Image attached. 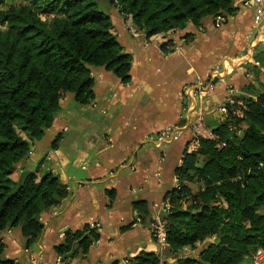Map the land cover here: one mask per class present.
I'll list each match as a JSON object with an SVG mask.
<instances>
[{
    "label": "trees",
    "instance_id": "16d2710c",
    "mask_svg": "<svg viewBox=\"0 0 264 264\" xmlns=\"http://www.w3.org/2000/svg\"><path fill=\"white\" fill-rule=\"evenodd\" d=\"M129 18L132 27L147 37L199 26L206 16H226L234 0H106ZM112 20L98 8L97 0H0V231L20 227L25 244L33 247L41 234L40 215L68 192L53 172L39 177L23 169L12 177L35 141L52 125L66 93L78 105L94 100L90 66H102L123 82L129 80L131 55L112 32ZM190 35L183 36L186 40ZM173 39L161 43L164 52ZM258 59V57H256ZM252 85H249V89ZM255 97L236 96L243 102L224 103L226 118L212 130L215 139L201 137L198 148L184 149L175 169L177 185L164 197L167 251L196 249L207 242L196 258L182 256L173 264H241L258 247L264 248V86ZM246 127L237 134L239 125ZM59 135L51 147L58 143ZM224 142L223 147L217 144ZM201 157V163L199 162ZM190 183H199L192 191ZM138 217L149 219L148 204L135 200ZM99 238L97 227L86 224L67 229L55 253L63 257L74 247L84 256ZM110 264H159L154 252L142 251ZM0 264H20L6 255L0 239Z\"/></svg>",
    "mask_w": 264,
    "mask_h": 264
},
{
    "label": "crops",
    "instance_id": "0c3cea01",
    "mask_svg": "<svg viewBox=\"0 0 264 264\" xmlns=\"http://www.w3.org/2000/svg\"><path fill=\"white\" fill-rule=\"evenodd\" d=\"M243 2L234 0V9L218 27L213 16H206L199 26L188 23L166 37L136 31L129 18L108 4L112 32L132 58L129 80L90 66L92 103L78 105L71 93L62 97L52 125L33 143L12 177L23 169L38 177L50 171L68 194L40 215L42 231L33 247L26 246L18 226L0 231L8 257L20 264H110L129 262L145 251L173 264L178 257L196 258L207 242L214 241L211 236L196 249L184 247L170 254L153 239L148 217L141 220L132 202L145 200L153 218L177 185L175 169L191 138V123L202 116L212 131L205 117L220 124L219 107L231 96L228 86L235 97L253 98L252 89L264 86V0ZM186 34L190 36L184 40ZM167 38L174 45L164 52L161 43ZM208 79L214 85L202 102L183 90ZM173 127L179 128L178 136L158 138ZM56 135L58 143L51 147ZM86 224L99 233L88 252L57 255L53 247L64 232Z\"/></svg>",
    "mask_w": 264,
    "mask_h": 264
},
{
    "label": "built area",
    "instance_id": "2783aa9c",
    "mask_svg": "<svg viewBox=\"0 0 264 264\" xmlns=\"http://www.w3.org/2000/svg\"><path fill=\"white\" fill-rule=\"evenodd\" d=\"M250 0H244V4H249ZM253 1V0H251ZM256 2H262L263 0H254ZM225 16L222 14H217L213 18V23L216 27L220 26V24L224 21ZM255 22L258 21V17L254 20ZM217 68V67H216ZM214 82L211 80H206L204 82H198L193 85H185L183 87L184 92L192 97H195L199 102H202L203 99L207 96L208 92L213 88ZM231 96H227L224 103L229 104H237V109L234 110V114L242 117V109L244 108V104L241 100L235 99L234 90L232 87H229ZM222 104L219 107L220 111V121H223L227 116V108L225 104ZM240 110V112H238ZM241 114V115H240ZM191 131L192 135L187 143L185 149L187 152L195 151L198 148L199 139L201 137L215 139L216 135L212 133L211 130H208L203 122V117L199 116L194 122L191 123ZM179 135V128L173 127L172 129L166 130L162 132L158 138L161 139H168L170 137H175ZM225 145L224 142L218 143V147H223ZM168 208V202L158 205L157 211L153 215V221L150 225L151 233L153 239L160 245L162 248H167V241H166V228H165V221L162 218V211ZM61 257L57 258V261L60 262ZM159 264H164L163 261L160 260ZM249 264H264V248L258 247L256 248L249 257Z\"/></svg>",
    "mask_w": 264,
    "mask_h": 264
},
{
    "label": "rangeland",
    "instance_id": "374dc122",
    "mask_svg": "<svg viewBox=\"0 0 264 264\" xmlns=\"http://www.w3.org/2000/svg\"><path fill=\"white\" fill-rule=\"evenodd\" d=\"M21 2H22V0H7L8 4H10V3L18 4V3H21ZM97 3H98V8L106 12L107 6H108V2L106 0H97ZM238 112H240V110H238ZM239 127L240 128H239V130H237V134L241 135L242 132H243V129H245V127H246L245 122L241 123L239 125ZM199 162L201 163V157H199ZM200 186H201V184H199V183H190V188H191L192 191H195V190L199 189ZM241 264H249V259H244Z\"/></svg>",
    "mask_w": 264,
    "mask_h": 264
},
{
    "label": "water",
    "instance_id": "95a60500",
    "mask_svg": "<svg viewBox=\"0 0 264 264\" xmlns=\"http://www.w3.org/2000/svg\"><path fill=\"white\" fill-rule=\"evenodd\" d=\"M205 123L208 127H210L212 130L218 128V124H219V121L218 119H213V117H210V116H206L205 117ZM74 252V247H72L71 251H69L68 253H66L63 258H66V257H69L73 254Z\"/></svg>",
    "mask_w": 264,
    "mask_h": 264
}]
</instances>
